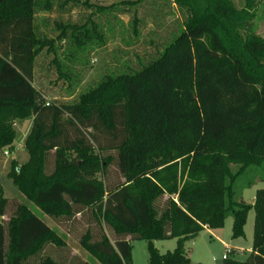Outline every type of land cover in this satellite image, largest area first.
Returning <instances> with one entry per match:
<instances>
[{
    "label": "trees",
    "instance_id": "1",
    "mask_svg": "<svg viewBox=\"0 0 264 264\" xmlns=\"http://www.w3.org/2000/svg\"><path fill=\"white\" fill-rule=\"evenodd\" d=\"M56 1H0V151H14L15 121L32 119L30 161L13 162L9 174L18 190L63 225L89 211L104 222L114 242L94 240L90 230L81 240L100 264H133V240L148 242V264H192L187 241L223 229L229 217L233 237L244 238L254 210L250 256L225 264H264V190L254 204L235 190L247 168L264 163V38L256 32L263 0L242 9L233 0H173L187 21L162 55L139 72L107 76L73 104L48 101L36 85L38 59L56 43L39 36L36 18ZM58 30L57 40L78 49L102 39L93 22ZM67 152L78 166L61 161ZM113 163L122 183L93 178ZM10 210L0 187V264H59L45 253L66 241L24 204ZM173 239L178 247L165 255L154 245Z\"/></svg>",
    "mask_w": 264,
    "mask_h": 264
},
{
    "label": "rangeland",
    "instance_id": "2",
    "mask_svg": "<svg viewBox=\"0 0 264 264\" xmlns=\"http://www.w3.org/2000/svg\"><path fill=\"white\" fill-rule=\"evenodd\" d=\"M65 1L57 0L52 12L40 11L36 18L39 36L56 41L54 52L47 54L45 50L38 59L36 85L48 101L58 104L78 102L81 95L96 88L107 76L141 71L158 59L180 36L187 21L186 13L179 10L173 0H74L62 7ZM233 2L238 9L246 4V0ZM92 22L98 26L102 39L95 40L85 48L78 49L71 39L57 40L61 34L58 25L91 27ZM256 32L264 38V0L258 9ZM54 58L61 69L59 72L53 63ZM60 71L64 73L63 78H60ZM31 126L32 119L15 121V149L9 152V156L5 155V151L0 152V187L3 196L11 203L9 213H13L16 206L24 204L66 241L67 248L49 247L45 253L53 256L59 264H100L82 248L81 240L90 230L94 240L105 234L114 242L115 237L104 222L97 221L91 211L85 213L83 218L76 217L73 223L63 225L55 222L28 200L9 177L13 162L22 167L30 161L25 142ZM96 154H99L98 150ZM104 156L116 155L115 152H107ZM78 159V155L72 152L61 155V161L65 164L78 166ZM48 167L50 174L55 169L54 159H50ZM231 169L236 174L240 167L233 166ZM93 178L112 185L124 181L116 163L110 166L106 176L101 173ZM235 190L238 200L254 204L257 192L264 190V163L247 168L236 180ZM255 216L252 210L244 238L233 237L234 220L229 217L223 229H206L196 239L187 241L185 249L192 264H225L223 258L229 248L232 251L228 255L230 260L246 262L253 249ZM9 218L8 215L5 220L9 221ZM131 245L133 264H148V242L133 240ZM154 245L165 255L177 249L178 241H156ZM39 259H33L29 264H37Z\"/></svg>",
    "mask_w": 264,
    "mask_h": 264
},
{
    "label": "built area",
    "instance_id": "3",
    "mask_svg": "<svg viewBox=\"0 0 264 264\" xmlns=\"http://www.w3.org/2000/svg\"><path fill=\"white\" fill-rule=\"evenodd\" d=\"M9 150H7V151H5V155L6 156H9ZM230 254H232V251L230 250V248L228 249V252H227V255H224V260H228L229 258H228V255H230Z\"/></svg>",
    "mask_w": 264,
    "mask_h": 264
},
{
    "label": "crops",
    "instance_id": "4",
    "mask_svg": "<svg viewBox=\"0 0 264 264\" xmlns=\"http://www.w3.org/2000/svg\"><path fill=\"white\" fill-rule=\"evenodd\" d=\"M20 126V125H19ZM32 127V126H31ZM7 150H9V149H5L4 151H7ZM10 151V150H9ZM1 152V151H0Z\"/></svg>",
    "mask_w": 264,
    "mask_h": 264
},
{
    "label": "water",
    "instance_id": "5",
    "mask_svg": "<svg viewBox=\"0 0 264 264\" xmlns=\"http://www.w3.org/2000/svg\"><path fill=\"white\" fill-rule=\"evenodd\" d=\"M0 1H2V0H0Z\"/></svg>",
    "mask_w": 264,
    "mask_h": 264
}]
</instances>
